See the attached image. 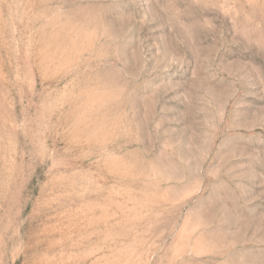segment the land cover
<instances>
[{"label":"rangeland","instance_id":"rangeland-1","mask_svg":"<svg viewBox=\"0 0 264 264\" xmlns=\"http://www.w3.org/2000/svg\"><path fill=\"white\" fill-rule=\"evenodd\" d=\"M0 264H264V0H0Z\"/></svg>","mask_w":264,"mask_h":264}]
</instances>
